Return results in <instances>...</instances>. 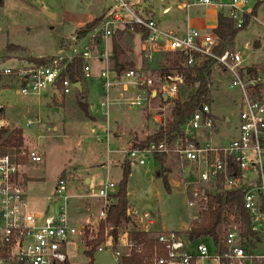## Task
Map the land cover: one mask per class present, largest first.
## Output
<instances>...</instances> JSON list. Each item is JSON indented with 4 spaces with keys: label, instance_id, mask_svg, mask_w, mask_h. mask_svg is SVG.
I'll use <instances>...</instances> for the list:
<instances>
[{
    "label": "built area",
    "instance_id": "2783aa9c",
    "mask_svg": "<svg viewBox=\"0 0 264 264\" xmlns=\"http://www.w3.org/2000/svg\"><path fill=\"white\" fill-rule=\"evenodd\" d=\"M116 1L86 35L79 34L83 28L75 31L55 54L45 56L48 57L45 64L0 67V80L11 79L9 88L19 96L54 90L58 98L64 99L77 91L81 79L93 78L91 61L104 62L99 76L104 98L91 105L92 113L99 111L108 116L112 103L129 110L149 108L159 125L163 115L154 111L152 104L167 106L180 100L183 78L175 71L162 75L145 68L119 69L113 62L110 65L107 48L102 47L117 33L139 35L141 54L149 66L159 54L185 53L183 68H199L207 60L215 61L214 69L227 74L228 89L239 93L237 134L226 144L214 145L211 137L219 131L211 105L203 103L185 121L179 134L146 148L128 149V159L143 168L146 175L151 174L150 164L156 161V156L173 161L182 177L170 182L169 187L181 188L189 207L196 208L198 213L186 231L170 232L159 228L153 211L138 208L129 201L127 228L119 230L117 238L105 230L104 240L95 253L109 252L114 264H123V258L130 257L134 249L144 256L142 264H264V66L253 68L254 73L249 74L241 52L227 51L221 56L215 53L218 41L215 33L191 28L183 36H176L161 30L155 19L138 13L140 1L133 5L126 0ZM195 3L214 6L237 30L245 26L249 0H195ZM75 61L82 62L78 82L67 72ZM216 87L208 84L209 90ZM115 88L122 92L118 98L111 96ZM35 124L40 125L38 120L27 121L29 127ZM202 128L208 130L209 142L204 144L197 137ZM2 129H8V123L0 115ZM27 160L39 164L44 158L38 150H28L24 145L19 149H0V264H73L71 253L88 255L92 249L88 243L97 240L100 231L87 230L88 222L85 226L71 221L70 205L74 197L67 193V183L62 179L53 198L57 211L31 212L23 177ZM117 191L118 184L110 181L98 188L100 207L96 222L106 225L109 210L116 204ZM234 192L243 193L242 210L247 220L234 205L223 213L217 240L192 238L189 233L207 211L211 195ZM127 195L128 200L133 197L129 191ZM137 234L140 237L136 238ZM150 242L153 246L147 256L145 248Z\"/></svg>",
    "mask_w": 264,
    "mask_h": 264
},
{
    "label": "rangeland",
    "instance_id": "374dc122",
    "mask_svg": "<svg viewBox=\"0 0 264 264\" xmlns=\"http://www.w3.org/2000/svg\"><path fill=\"white\" fill-rule=\"evenodd\" d=\"M126 1L133 5L136 0ZM116 4V0H3V4L0 5V29H2L0 30V67L11 65L24 66L30 63V58L37 57H44L43 60L46 62L48 57L45 56L55 54L65 43L63 39L69 38L73 29L79 23L91 18L90 14L94 9V5L102 9L104 8L103 10H105L106 7ZM46 12L53 14L55 18L48 17L45 15ZM95 21L97 23L98 18L95 19ZM240 38H243V34ZM129 43L127 38H122L120 42L122 49H127ZM11 45L13 48L9 50L8 47ZM16 46H19L20 50L16 49ZM102 47H104V45H102ZM132 47L137 66H140V52L136 41L133 42ZM107 52L111 65L112 51L109 45L107 46ZM119 58L122 59L121 56H119L118 59ZM175 58V56L162 54L161 59L154 64V71L156 73H161L162 68H171ZM91 66L93 78L89 81V102L97 105L98 102L101 101L95 98L96 94H98L97 91L100 90L97 77L100 76L101 70L105 68V63L93 60L91 61ZM136 68L143 69L142 66ZM216 77L217 76H215V79L218 80ZM219 77L221 78V76ZM225 81L224 79L221 81V84L219 83L223 98L217 100L218 103H215L213 101V97H215L213 94L214 89H211V102L209 104L214 111L218 110V112H223L228 116L231 112V108L228 107L225 102H228L232 97L239 98V93L237 91H230L228 89V80ZM11 83L12 81L9 78L0 80V89H3L0 90V102L4 105H11V115L21 120L23 125H25V122L29 121L28 119L37 120L36 115L39 113L41 123H56L59 128H65L66 130V135L62 130V132L58 134L62 136L57 139L53 138L54 135L50 133L41 140L44 145V158L43 151L41 152L33 145L36 143L39 136L36 132L37 126L23 128L25 136H23V145L26 146L28 150H38L44 158V162L39 164H31L28 160L24 163L23 177L26 187L28 177L32 179L44 178L45 180L42 183L30 181L32 183L29 184V187L36 186L35 191L40 187L41 192L46 196L50 195L49 198L51 200L54 198V196L51 195L52 190L55 184L58 183L63 171L66 170L68 173L71 170L76 171L81 179L85 177L92 178L93 184L90 187L91 194L98 195V188L106 181L119 184L122 179L123 169L121 170V168L124 163L128 162L131 164L132 174L129 178L127 194L128 191L131 195L133 194V197H129L128 202L130 201L137 204L138 208H146L153 211L158 217L159 228H163L165 231H186L192 225V222L194 223L192 217L198 213V210L189 207L187 204V196L182 192L181 188L171 189L169 187L170 182L177 181L182 177L174 167L173 161L171 163V160L160 157L164 162L163 167L169 173L168 178L164 182L162 179L163 175H160L162 171L156 161L150 164L151 174L146 175L143 168L135 167L127 157L126 152L128 151V146L126 141L128 138L133 136V143L134 141H143L149 136L154 135V124L151 121V117L155 114L152 113L153 111L146 108L142 110V113L139 115L140 110L138 108L131 110L128 108L123 109L116 103H112L108 120H106L99 111L93 114L95 120H99L98 116L102 119L99 120L98 123L92 124V127L96 129L95 132H92V128L82 123L70 126L73 124H69L63 117L60 118L59 113L52 112L50 108L47 107V103L49 102L48 98L50 96L49 91L35 96H19L15 93L14 89L9 88L11 87ZM194 90L195 87L193 86H181L180 94L182 99L187 100L189 94ZM121 93L120 88L111 90V96L113 98H118ZM78 100L79 99L76 97L75 103L78 110L76 113H81L83 117L84 114L77 104ZM87 106L89 109L88 104ZM172 107L173 104H168L167 106L160 103L152 104V109L158 112V114L163 115L162 122L159 124L161 128L166 126V122L170 118ZM234 111V116L231 118L230 123H226L220 116V120L216 124V129L218 128L219 132L211 137V142L214 145L226 144L236 136L238 110L235 109ZM2 116H4L5 119L9 118L5 109L2 111ZM138 116L142 117L147 122L148 126L146 130H139L135 127L126 129L119 126L114 132L111 131L112 135L121 143V147L115 144L112 138L106 139L107 124L110 125V129H113L116 124L122 125L128 122H136ZM62 125H64V127ZM122 135H125L124 139H122ZM197 137L201 144L209 142L208 130L205 128L200 129L197 133ZM31 139L34 141H31ZM26 140L31 142L28 143ZM38 143L40 145L39 139ZM129 148H133V145L129 146ZM116 150L120 157H118L115 162L117 166L112 168L111 163L117 158ZM103 163H105V165L100 166ZM167 186L169 188H167ZM30 198V202H28L30 211L33 213L40 212L45 205L44 200L40 198L39 194L38 196L37 194L36 196L32 195ZM79 207L81 211L79 210L80 214L77 219L81 223L80 225L86 226V224L89 223L87 230H99L101 232V229H103V235L105 234V230H109L106 225L95 221L97 211L100 207L96 200L89 204L87 203L85 206L88 207L89 211L82 205H79ZM90 210H92V212ZM124 228H127V224L123 225L120 230ZM97 233L98 231H94V234ZM89 260L92 261V264H114L111 254L107 251L96 252L92 258L83 254L74 256L73 253H71V262L73 264H87Z\"/></svg>",
    "mask_w": 264,
    "mask_h": 264
},
{
    "label": "crops",
    "instance_id": "0c3cea01",
    "mask_svg": "<svg viewBox=\"0 0 264 264\" xmlns=\"http://www.w3.org/2000/svg\"><path fill=\"white\" fill-rule=\"evenodd\" d=\"M138 1H140V6L138 7V13H140L143 16L155 19L159 25V28L161 30H163L164 32L171 33V34H174L176 36H183L185 34V32L191 28L197 29L201 32H210V33H215L217 28H218L219 12L214 6L200 5V4L195 3V0H136L135 3ZM223 1L229 2L230 0H223ZM249 4L250 5L248 6V9H247V11H248L247 15H250L252 13L256 4H258V6H256L257 8H256L254 16L251 17L249 23L242 30L243 32H239L237 34V36L235 38V44L232 47L231 51L236 50V51L241 52L244 56L245 67L248 69H253L256 67L264 66V0H249ZM114 6L106 7L105 10H103L104 8L102 9L99 6L94 5V9L92 10V12L90 14L91 18L87 21L79 23L73 29L71 35L75 31L84 28L87 24L95 21V19L104 15L108 10H110ZM0 30H2V29H0ZM242 34H243V38L241 39L240 37ZM121 37L127 38L129 40V42H130L129 46L127 47V49L125 48V50H123V53L120 55L122 57V59H120V58L116 59L112 54V62L114 64H116L119 69L120 68L124 69V68H127L128 66H129L128 68H136V67L142 66L145 69H149L150 71L155 72L154 71V68H155L154 64L157 61H159V59H161L162 54L157 55L154 63L149 66L144 61L142 54H141L140 36L139 35H133V34H125L123 36L121 35ZM67 39L68 38L63 39V42H65ZM134 41H136L137 46H138V50L140 52V56H139L140 66H137V62L135 61L134 50L132 47ZM111 43H112L111 39H108L107 42H105L104 46H105V48H107V46L109 45L110 49L112 51V44ZM247 46H248V48H247ZM165 55L175 56V57L178 56L177 54H165ZM215 76H217L216 78L218 80L215 79ZM219 76H221V78H223V79H221ZM97 79L99 81L100 90L97 91L98 94H96L95 98H96V100H97V98H98V100H102L104 98V92H103V89H102L101 84H100L101 81L99 80V76L97 77ZM224 79L226 81L228 80L226 73H224L218 69H213L209 84L217 85V87L214 88V93H213L215 95V97H213V101L215 103H218L217 100H221L223 98L222 93H221V87H220L219 83L221 84V81ZM89 81L90 80L81 79L79 84H78L80 86V90L73 92V94L71 96H69L68 98L66 97L64 99L58 98L56 91L49 90L50 96L48 98L49 102L47 103L48 104L47 107L50 108V110L52 112L59 113L60 118L63 117L69 124H73L70 126H74L76 124L82 123L85 126L92 128V132H95L96 129L94 127H92V124L98 123L99 120H101L102 118H100V116H98L99 120H95V117H93L94 113H92V111L90 109V107L93 103L89 102V99H90ZM76 97H77V99H79L77 101V104L80 107L82 113L84 114L83 117H82L81 113L80 114L76 113L78 111L77 107H76V103H75ZM95 98H92V99H95ZM238 100H239L238 97L237 98L232 97L228 100V102H225L228 105V107L231 108V112L228 116H226L223 112H218V110L214 111L212 109L213 114L215 116L216 124L220 120V116L222 117V119L225 120L226 123L231 122V118L234 116V112H235L234 110L235 109L238 110V106H237ZM80 102L87 103L89 105V109L87 110L89 118L87 117V115L84 112V110H86V109L82 108L80 106ZM0 107L4 108L6 111V114L9 116L8 119H5L4 116L1 115L2 118L8 123V129L21 130L23 132V136H24V129L23 128L29 127L27 125V121L25 122V125H23L21 120L14 117V115H11V110H12L11 105H9V104L4 105L2 102H0ZM121 108H123V107H121ZM138 109L140 110L139 115L142 113V110H145V109H140V108H138ZM110 110H111V108H110ZM104 117L106 120H108L109 115L104 116ZM154 117H155L154 115L151 117V121L154 124V130L156 132L160 127L156 123V121L154 120ZM36 118L39 121L40 125L35 124L34 126H37L36 132L38 133L39 136L37 138L36 143L33 145L35 146L36 149L38 148L41 152L43 151L42 153H43L44 158H45L44 145L42 144L41 140H43L44 137H47L50 133L52 135H54L53 138L57 139V138L62 136V135H58L60 132H62V130H63V133H65V135H66V130H65V128H62V129L59 128L56 123H41V121L39 119L40 118L39 113L36 115ZM28 120H31V119H28ZM31 121H36V120H31ZM34 126H32V127H34ZM62 126L64 127V125H62ZM119 126L122 128H126V129H131V128L135 127L136 129H139V130H143V129L146 130L148 125H147V122L142 117H139V116H138V119L136 122H131V123L128 122V123L122 124V125L116 124L113 127V129H110V125L107 124L106 139L108 140L109 138H112L114 140V143L121 147V143L119 141H117V139L111 133V131L114 132L116 130V128ZM32 127H29V128H32ZM218 131H219V129H218ZM125 135H122V139H124ZM133 138L134 137L132 136V137L127 139V141H126L127 146H128L127 149H130L129 146L133 145V143H132ZM38 139L40 141V145L38 143ZM31 141H34V140L31 139ZM31 141L26 140V142H28V143ZM117 150H116L117 158L114 161H112V163H111L112 168L117 166V164L115 162L118 159V157H120ZM131 162L133 163V165L135 167H138L137 165H135V163L133 161H131ZM97 165H95V166H97ZM104 165H105V163L101 164L100 166H104ZM91 167H93V166H91ZM121 170H122V168H121ZM64 172L66 173V178H64L63 180L67 183V193L70 196L74 197L72 202H71V205H70L71 221L74 224L80 225L81 223L77 219V217H79V214H80L79 205H82L85 207L87 205V203L89 204V203L93 202L94 200H96V202H98L100 205V201H99L97 195L91 194L90 187L93 184L92 178L85 177L84 179H81L78 176V173L76 171L70 170L67 173V171L65 170V171H63V173ZM122 172H123V170H122ZM44 180H45L44 178L32 179V178L28 177V182H27V187H26L28 202H30V199H31L30 196H32V195L36 196V194L38 196V194H39L40 198L42 200H44V203H45V205L43 206L42 210L39 213H43V212L55 213L57 211L56 205H55V202L53 199L50 200V198H49L50 195L46 196L44 193H42L40 190V187L37 188V191H35L36 186H31L32 188L29 187V184L32 182L42 183ZM59 180H61V179L59 178ZM59 180H58V182H59ZM30 181H32V182H30ZM35 181H37V182H35ZM57 185H58V183L55 184V186L52 190L51 195H53V196H54L55 189H56ZM71 186H72V188H71ZM70 188H71V190H70ZM85 208H87V210H88V207H85ZM90 211L92 212V210H90Z\"/></svg>",
    "mask_w": 264,
    "mask_h": 264
},
{
    "label": "trees",
    "instance_id": "16d2710c",
    "mask_svg": "<svg viewBox=\"0 0 264 264\" xmlns=\"http://www.w3.org/2000/svg\"><path fill=\"white\" fill-rule=\"evenodd\" d=\"M3 4V0H0V5ZM255 5L252 13L250 15L245 16V26L249 23L252 16H254L256 11ZM218 28L215 32L217 37V45L215 47V53L218 56L223 55L227 51H231L232 47L235 44V38L237 34L242 30H237L234 28L233 24L224 17L223 14H219L218 18ZM96 25V21H93L87 24L82 30H80V36L86 35L88 31L94 28ZM121 34H115L112 39V54L113 56L118 59V57L123 53V49L121 47ZM99 44L101 40H98ZM13 46H9L8 49L10 50ZM16 49L20 50L19 46H16ZM186 60V54L182 53L179 54L174 61L172 62L171 68H162L161 73L164 74H171L172 72H177L184 81V85L193 86L195 90L189 94L187 100H183L182 96L180 100L173 104V107L170 111V118L166 122V126L164 128H159L154 135L149 136L143 141L133 142L134 149H141L146 148L152 143H158L162 141L165 137H170L174 134H179L181 127L185 123V121L190 118L195 111L199 108V106L203 103L209 104L211 101L210 99V90L208 89V84L210 83L212 71L215 66L214 60H207L204 62L202 67L199 68H183L181 63ZM29 62L40 66L45 64L43 59L37 60L35 58H30ZM81 61H75L73 64H70L67 68V72L70 74L74 81H79L82 77L81 75ZM249 74L254 73V69H248ZM83 94V93H82ZM84 95V94H83ZM82 95V96H83ZM80 106L85 108V114L88 116V106L87 103L80 102ZM4 108L0 107V115H2V111ZM24 144L23 133L21 130L18 129H2L0 130V149H8V148H16L19 149ZM156 162L159 165V168L162 172V179L165 182L168 178V172L163 167L164 162L162 158L156 156ZM122 172V179L118 184V191L116 193V204L113 205L108 214V219L106 222V226L109 228V234L113 237L117 238L120 228L128 224L129 217L127 215L126 209L128 205V198H127V187L129 178L132 174L131 164L128 162L124 163ZM65 178V172L61 175L60 179ZM166 184V183H165ZM167 188H169L167 186ZM242 192H234V193H218L216 195H211L210 202L208 205L207 211L203 214V217L190 231V235L194 239H200L204 237H210L213 240L218 239V227L220 226L221 222L223 221V213L225 209L233 208L234 205H237L238 212L242 216V218L246 221L247 217L244 211L242 210ZM104 230L101 229L99 234V238L94 242L88 243L89 246L92 247L91 251L89 252L88 256L92 258L95 254L96 248L103 242ZM136 238L140 237L138 234L135 235ZM153 246V242L147 244L145 248V255L149 256L151 253V249ZM144 256L137 253L136 249L133 250L132 255L128 258H123V264H142ZM92 264V261H91Z\"/></svg>",
    "mask_w": 264,
    "mask_h": 264
},
{
    "label": "water",
    "instance_id": "95a60500",
    "mask_svg": "<svg viewBox=\"0 0 264 264\" xmlns=\"http://www.w3.org/2000/svg\"><path fill=\"white\" fill-rule=\"evenodd\" d=\"M45 15H47L48 17H50V18H55V16L53 15V14H51V13H45ZM77 90H80V86L79 85H77ZM163 100L164 101H166L167 100V98H166V96H163ZM199 109H201V107L199 108Z\"/></svg>",
    "mask_w": 264,
    "mask_h": 264
}]
</instances>
